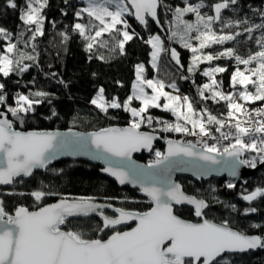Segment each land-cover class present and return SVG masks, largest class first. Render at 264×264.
Returning a JSON list of instances; mask_svg holds the SVG:
<instances>
[{
    "label": "snow or ice",
    "instance_id": "obj_1",
    "mask_svg": "<svg viewBox=\"0 0 264 264\" xmlns=\"http://www.w3.org/2000/svg\"><path fill=\"white\" fill-rule=\"evenodd\" d=\"M84 2L87 7L77 11L76 17L79 19L86 13L89 23H75L73 31L85 41V50L91 53L97 45L108 47L109 42L101 39L108 34L123 55L125 45L135 35L127 30L130 26L125 16H134L145 26L148 24V17L158 23L157 9L163 0ZM236 2L237 0H230L231 4ZM47 4L48 0H27L26 9L20 11L19 19L27 26L26 30L32 33L31 40L44 35L43 9ZM109 5L114 7L110 8ZM228 6L229 0L216 3L213 6L215 16H206L200 11L204 7L203 3L192 5L185 0V6L176 7L174 11L175 25H182L184 29L180 33L182 46L192 53L191 66L188 68L190 74L200 63H210L221 58L234 59L238 66H245L244 70L237 67L232 73L231 86H240L235 95L218 90L220 82L215 76L225 72L224 67H210L202 72L210 82L198 88L200 98L214 102L225 101V119L211 115L206 109L197 112L188 96L181 98L164 90L165 87L176 90L175 83L165 85L158 79H146L142 64L135 68L136 79L132 84V95L122 104L116 98L107 101L103 88L91 100L105 114L109 108H122L129 113L131 120L124 128L101 129L86 136L71 131L64 134L15 130L14 121L23 125L28 114L35 113L36 106L47 98L49 94L44 91L29 95L18 93L15 106H6V111H0V185L23 183L25 178L33 176L34 170H47L60 156L83 152L91 155L93 159L103 160L107 165L103 171L115 177L121 185H139L152 205L148 211L139 213L113 208L116 213L113 218L104 212L105 208H112L110 204L95 203L91 197H80L71 201L63 198L57 203L40 206L46 195L57 193L36 190L27 195L34 199L38 209L29 211L28 208L20 206L15 209L14 215L8 214L0 201V264H230L229 258L224 256L225 253H245L264 248V237L245 235L233 231L227 223L218 225L206 219L204 210L209 205L203 199L185 195L180 185L170 179V170L180 166L194 168L199 178L221 171H228L229 175L235 176L239 166L255 168L257 162L264 164V107L249 110L245 106L246 103L264 101V36L257 40L260 50L247 58L236 55L232 48L215 55L203 52L214 44L223 45L235 38L233 35H217L212 30V23L220 19L221 10ZM7 7L16 9L15 0H7ZM188 13L195 15V22L184 19ZM261 16L264 18V12ZM228 26H231V22ZM254 27L264 29V23ZM246 31L251 34L254 28L247 27ZM193 32L196 33L195 46L186 40V37L191 38L190 34ZM60 35L65 41L68 39L67 34ZM176 35L177 32L173 31L172 36ZM10 38L11 34L0 28V39ZM146 43L152 48V67L157 68L162 51L160 37L152 36ZM3 53L0 54V74L4 77L14 71L22 74L27 70L23 61L35 59L19 51L16 43H8ZM171 57L177 64L180 63L174 49ZM97 58L103 59L102 56ZM52 75L55 76V73ZM250 85L255 89L254 92L249 90ZM145 89H151V94ZM3 90L4 85L0 83V105H6ZM133 100L139 101V107L132 106ZM161 100L164 101L163 104ZM239 101H244L245 104ZM150 108H161L175 118L174 124L164 121L161 131L194 136L197 139L195 143L167 141V151H156L155 159L140 168L132 161V153L141 149L151 150L152 142L157 138L140 131L142 125L153 124V117L147 115ZM8 114L12 119L8 118ZM55 115L53 110L52 116ZM156 123L161 121L156 120ZM209 125L216 126L218 137L212 134ZM225 127L228 131H223ZM208 139L215 142L209 144ZM223 141L229 143L224 145ZM246 153L255 155L246 158ZM227 187L233 188L235 185L228 183ZM6 194L26 195L23 192ZM261 196H264V190L258 188L244 195L243 199L251 202ZM184 204L194 208L195 216L200 218L199 222H189L175 214V206ZM250 211L254 212L255 209ZM90 214H95L102 221L95 229L97 233L110 231L107 239L86 238L82 231L62 230L61 226L71 223L70 217H88ZM130 222H135V226L129 230L120 229L119 226L128 225Z\"/></svg>",
    "mask_w": 264,
    "mask_h": 264
},
{
    "label": "trees",
    "instance_id": "obj_2",
    "mask_svg": "<svg viewBox=\"0 0 264 264\" xmlns=\"http://www.w3.org/2000/svg\"><path fill=\"white\" fill-rule=\"evenodd\" d=\"M15 2L17 8L10 9L7 7V0H0V28L11 34L10 39H0V54H4L3 49L7 47L8 43H16L19 51L31 55L35 59L23 61L27 70L22 74L17 71L8 77L0 74V83L4 85L3 92L6 95V105H0V111H6V106H15V98L18 93L29 95L36 91H44L49 94L47 98H44L43 103L36 106L35 113L28 114L23 125L19 121H14L16 130L74 129L90 132L111 126H128L131 116L122 108H109L105 114L97 109L91 100L99 89L103 88V95L107 101L116 98L122 104L131 94L135 68L139 64L145 66L148 78L161 80L165 85L175 83L176 90L174 91L179 95L188 96L197 112L206 109L219 119H225L227 116L226 102H214L211 99L202 100L200 98L198 88L210 82L207 77L202 75V72L210 67H224L226 71L215 76V79L220 82L218 90L225 94H232L240 89V86L235 88L231 86V76L237 67L244 70L245 66H238L234 59L221 58L210 63H200L193 73L188 72L192 53L183 47L180 41V33L184 30L183 26H176L174 21L175 8H183L185 0H163L159 6L157 17L165 35L160 33L150 20L145 27H141L135 23L131 16H125L130 26L127 30L135 35L133 40L125 45L123 55L120 54L119 49L115 47V42L108 34L101 38L109 42L108 47L97 45L91 53L85 50V41L77 32L73 31L75 23L84 25L89 23L86 13L79 19L76 17V12L84 6L80 0H67V3L65 0H48L47 6L43 9L44 35L37 36L35 40L30 39L32 33L26 30L27 26L19 19L21 9H26L27 0H15ZM221 2L224 0H188V3L192 5L203 3L204 7L200 11L202 15L206 16H214L213 6ZM262 12H264V0H237L236 4H231L229 0V6L220 14V19L212 23V30L217 35H233L235 38L223 45L214 44L210 48L204 49L203 52L215 55L225 49L232 48L236 55L247 58L248 55L259 51L257 40L264 36V29L254 26L264 23ZM184 19L195 22V15L188 13ZM229 22H231V26H228ZM237 22H239L238 26ZM94 23L97 22L94 21ZM250 26L254 28L251 34L246 31V28ZM118 27L122 26L118 25ZM173 31L177 32L176 36H172ZM60 33L67 34L68 39L65 41ZM237 33L240 34L236 35ZM195 35V32L191 33V38L186 37V40L194 44ZM152 36H159L162 44L157 68L150 65L152 48L146 43ZM173 49L178 54L179 64L171 57ZM101 56L103 59L97 58ZM52 73H55V76ZM249 90L253 91L251 85ZM245 106L249 110L261 108L264 107V101L246 103ZM53 110L56 112L55 116H52ZM147 115L153 117V124L151 126L144 124L140 130L159 133L161 137H185L183 134L160 130L164 120H160L161 123H156L158 119L155 117L172 120L170 113L151 109ZM49 116L52 118L46 119ZM8 118L12 119L10 114H8ZM204 119L206 121V116ZM215 127V125H209L211 132L218 135L219 133L215 132ZM224 130H228L227 127ZM156 151L163 153L161 144H156L148 157L143 153L136 159L149 164L155 159ZM178 181L185 193L207 202L209 206L205 211L206 219L218 224L227 223L228 227L245 235L264 237V196L257 197L251 202L243 199L244 195H248L258 188L264 190L263 171L258 172L252 180L224 178L195 183L189 179L178 178ZM228 183L234 184L235 187L228 188ZM36 190L57 193V195H46L40 206L63 198L73 200L80 197H91L94 201L138 213L148 211L152 206L149 200L139 197L135 190L128 187L120 188L102 176L99 166L89 165L75 159L63 160L45 171L34 172L33 176L24 179L23 183H16L10 188L0 189V201L3 202V207L10 215H13L15 209L20 206L29 210H37L38 206L34 199L27 195ZM9 192H23L26 195H7L6 193ZM250 209H255V211H250ZM105 214L111 216L109 213ZM175 214L182 219L196 221L191 209L181 207L175 209ZM70 221L71 223L63 225L62 228L82 231L86 238L107 239L110 234L109 230L103 233L95 231L101 224L96 215ZM253 225L259 227H253ZM225 257L229 258L230 264H264V248H258L255 252L243 255H225Z\"/></svg>",
    "mask_w": 264,
    "mask_h": 264
},
{
    "label": "water",
    "instance_id": "obj_3",
    "mask_svg": "<svg viewBox=\"0 0 264 264\" xmlns=\"http://www.w3.org/2000/svg\"><path fill=\"white\" fill-rule=\"evenodd\" d=\"M159 9V7H158ZM158 9H157V12H158ZM213 10V15L215 16V12H214V8L212 9ZM225 9H222L221 10V13L224 12ZM132 19L135 21V23H137L138 25H140L141 27H145V25H141L136 19L134 16H131ZM148 20H150L155 26L156 28L158 29V31L160 33H162L163 35H165V32L162 28V26L160 25L159 21L157 23V21H153L150 17L147 18ZM157 20H158V17H157ZM111 127H119V128H124L123 126H111ZM111 127H108V128H111ZM127 127V126H125ZM102 129H106V128H102ZM16 130V129H15ZM101 129L97 130V131H90V132H82V131H78V130H74V129H70V130H54V131H36V132H60V133H64V134H67L69 133L70 131L71 132H74V133H78V134H81V135H87L88 133H92V132H98L100 131ZM17 131H21V130H17ZM142 132H146V133H149L155 137H157L156 139L153 140L152 142V147H151V150L149 149H141L139 152H134L132 153V161L134 162V164L136 166H139L140 168H144L146 165V163L144 162H141L139 160L136 159V157L140 156L141 154H145L147 157L151 154V151L152 149L155 147L156 144H161L162 147H163V153L167 151V148H168V144H167V141H174V142H181V143H186L184 142L183 139L181 138H171V137H168V138H165V137H161V135L159 133H155V132H151V131H145V130H140ZM21 132H30V131H21ZM193 143V142H192ZM67 159H75V160H79V161H82V162H85L89 165H97L99 166L100 168V174L102 176H104L105 178H107L108 180H110L111 182H113L114 184H116L118 187L120 188H124V187H128L129 189L131 190H135L138 194L139 197L141 198H144V199H147L149 200V198L140 190V187L139 185H136V186H133L132 184L130 183H125L123 185H121L116 179L115 177L113 176H110L108 175L107 173H105L103 171V169L107 166L106 163L103 161V160H100V159H93L91 157V155L89 154H86V153H83V152H76L75 154H67V155H62L59 157V159L57 160H54L49 166H53L54 164H57L63 160H67ZM41 171H45L43 169H38V170H34V172H41ZM260 171H263L264 172V164H258L255 168H248V167H245V166H239L237 168V172H236V175L235 176H231L229 175L228 171H221L219 173L217 172H212L210 174H207V175H202L200 176L199 178H197V175L195 174L196 173V170L194 168H191V167H187V166H180V167H176V168H173L170 170V179L173 183L175 184H178L180 185V188H181V191L187 195V196H190V197H194L192 195H189L187 193L184 192L183 190V187L182 185L180 184V182L178 181V178H183V179H189L195 183H201V182H207L211 179H224V178H228V179H233V180H252L255 175L260 172ZM29 178V177H28ZM27 179V178H25ZM12 185H0V189H7V188H10ZM196 198V197H195ZM199 199V198H197ZM61 199L59 200H56L54 201L53 203H50V204H54V203H57L59 202ZM71 201V200H69ZM150 201V200H149ZM95 203H98V204H106V203H102V202H99V201H94ZM248 202V201H247ZM207 203V202H206ZM48 205V204H47ZM112 206V205H111ZM181 207H185V208H188V209H191L194 213V208L191 206V205H187V204H184V205H176L175 206V209H178V208H181ZM113 207L112 208H105L104 209V212L105 213H109L111 214L110 217H115L116 216V213L113 212ZM208 208H206L204 210V212L207 210ZM29 211H35V210H29ZM15 213V212H14ZM13 213V215H14ZM91 215H95V214H90L89 216ZM88 216V217H89ZM109 216V215H108ZM178 216V215H177ZM195 216V214H194ZM179 217V216H178ZM78 218H81V217H70L69 220H75V219H78ZM98 220L100 221V223H102V221L100 220V217H98ZM181 218V217H180ZM196 221H189V222H199L200 221V218L196 217ZM182 219V218H181ZM185 220V219H183ZM188 221V220H186ZM215 223V222H213ZM218 224V223H216ZM219 225V224H218ZM135 226V222H130L128 225H121L119 226L120 228H124L126 230H129L130 227H134ZM63 227V226H61ZM230 228V227H229ZM232 229V228H231ZM62 230H64L62 228ZM233 231H236L238 232L237 230L235 229H232ZM106 231V230H105ZM257 249L255 250H249L245 253H225V255H243V254H247L249 252H255Z\"/></svg>",
    "mask_w": 264,
    "mask_h": 264
},
{
    "label": "rangeland",
    "instance_id": "obj_4",
    "mask_svg": "<svg viewBox=\"0 0 264 264\" xmlns=\"http://www.w3.org/2000/svg\"><path fill=\"white\" fill-rule=\"evenodd\" d=\"M82 3H83V8L84 7H87V5H86V3L84 2V0H80ZM109 7L110 8H112V7H114V6H112V5H109ZM127 16V15H126ZM197 44V41L195 40V43L193 44L194 46ZM27 46V45H26ZM143 65V64H142ZM150 65L152 66V58H151V56H150ZM144 66V65H143ZM241 70V69H240ZM144 77L146 78V79H150V78H148L147 76H146V72H145V66H144ZM135 79H136V72H135ZM135 79H134V82H135ZM133 82V83H134ZM237 86H239V85H237ZM149 94H151V89H145ZM165 91H167V92H169L170 94H172V95H179V94H177L173 89H169V88H166L165 87V89H164ZM240 90V89H239ZM239 90H237V91H239ZM237 91H235V92H233L232 94L233 95H235L236 94V92ZM253 91H255V89L253 88ZM99 92V91H98ZM98 94V93H97ZM97 94H96V96H97ZM130 95H132V88H131V94ZM95 96V97H96ZM181 98H183L184 96H182V95H179ZM163 100H161V104H163ZM240 103H242V104H245V102L244 101H239ZM132 106L133 107H139V101H136V100H133V102H132ZM151 109H158V110H160V111H163L161 108H150L149 110H151ZM148 110V111H149ZM165 112V111H164ZM168 113H170V112H168ZM170 117L172 118V120H169V119H166V118H162V117H155V119H158V120H164V121H168V122H171V123H176V121H175V118L172 116V114L170 113Z\"/></svg>",
    "mask_w": 264,
    "mask_h": 264
},
{
    "label": "built area",
    "instance_id": "obj_5",
    "mask_svg": "<svg viewBox=\"0 0 264 264\" xmlns=\"http://www.w3.org/2000/svg\"><path fill=\"white\" fill-rule=\"evenodd\" d=\"M242 118H246V117H242ZM254 119H260V117H254ZM209 127V126H208ZM211 130V129H210ZM224 131H228V130H224ZM213 135H215V136H219V134L218 135H216V134H214V133H212ZM185 137V142H193V143H195L196 142V139H197V137H194V136H186V135H184ZM207 142L209 143V144H212V143H214L215 141H213V140H211V139H208L207 140ZM224 145H226L227 143H229V141H223L222 142ZM247 155H246V158L247 157H250V156H252V155H255L254 153H246ZM257 164H259V162H257ZM249 168H252V167H249Z\"/></svg>",
    "mask_w": 264,
    "mask_h": 264
},
{
    "label": "flooded vegetation",
    "instance_id": "obj_6",
    "mask_svg": "<svg viewBox=\"0 0 264 264\" xmlns=\"http://www.w3.org/2000/svg\"><path fill=\"white\" fill-rule=\"evenodd\" d=\"M122 229H124V228H122ZM124 230H126V229H124Z\"/></svg>",
    "mask_w": 264,
    "mask_h": 264
}]
</instances>
